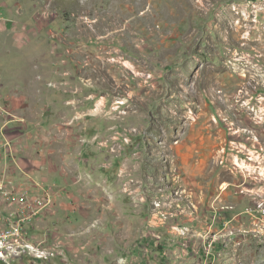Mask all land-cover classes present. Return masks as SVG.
Here are the masks:
<instances>
[{"label": "rangeland", "instance_id": "obj_1", "mask_svg": "<svg viewBox=\"0 0 264 264\" xmlns=\"http://www.w3.org/2000/svg\"><path fill=\"white\" fill-rule=\"evenodd\" d=\"M0 173V264H264V0H0Z\"/></svg>", "mask_w": 264, "mask_h": 264}, {"label": "built area", "instance_id": "obj_2", "mask_svg": "<svg viewBox=\"0 0 264 264\" xmlns=\"http://www.w3.org/2000/svg\"><path fill=\"white\" fill-rule=\"evenodd\" d=\"M8 180H6L5 176L0 173V193H7L9 194L10 191L8 190ZM49 194L45 196H41V199L38 201L40 203L45 202V200H49ZM50 201V200H49ZM27 232L22 227V222H15L10 227L0 229V260L5 262H9V257L21 248L20 253L23 251L26 252V248L23 247L21 239L25 238ZM21 242V244H20Z\"/></svg>", "mask_w": 264, "mask_h": 264}, {"label": "crops", "instance_id": "obj_3", "mask_svg": "<svg viewBox=\"0 0 264 264\" xmlns=\"http://www.w3.org/2000/svg\"><path fill=\"white\" fill-rule=\"evenodd\" d=\"M213 126L212 124H210ZM213 137V130L208 129L201 137V143L203 144L204 147H208L210 144H212L214 141Z\"/></svg>", "mask_w": 264, "mask_h": 264}]
</instances>
